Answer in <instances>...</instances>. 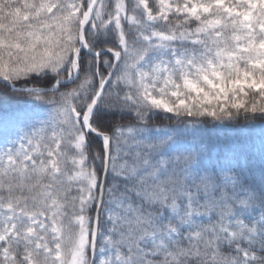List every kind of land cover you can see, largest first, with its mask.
<instances>
[{"label": "snow or ice", "instance_id": "obj_1", "mask_svg": "<svg viewBox=\"0 0 264 264\" xmlns=\"http://www.w3.org/2000/svg\"><path fill=\"white\" fill-rule=\"evenodd\" d=\"M0 101V264H264V0H0Z\"/></svg>", "mask_w": 264, "mask_h": 264}, {"label": "trees", "instance_id": "obj_2", "mask_svg": "<svg viewBox=\"0 0 264 264\" xmlns=\"http://www.w3.org/2000/svg\"><path fill=\"white\" fill-rule=\"evenodd\" d=\"M0 106H3V101H0ZM259 126V121H257V126H251V125H246L243 121L240 124H236V125H225V126H212L209 125L207 128L202 129L199 133H197V136L199 137H203L204 134H208L209 136H215L216 137V141L214 143H208L209 145H212L214 147H218L219 149L222 148L223 146H229L232 147L233 145V149L236 148V146L238 144H241L239 146H237L236 150H241L244 148H250L252 146H247L244 145L242 143V137L241 134L244 132H247V135H253L255 133V129L256 127ZM240 135L239 136V143H230L227 141V138L232 135ZM256 163H258V160L255 161Z\"/></svg>", "mask_w": 264, "mask_h": 264}, {"label": "rangeland", "instance_id": "obj_3", "mask_svg": "<svg viewBox=\"0 0 264 264\" xmlns=\"http://www.w3.org/2000/svg\"><path fill=\"white\" fill-rule=\"evenodd\" d=\"M239 136L240 135L232 134V135H230L227 138V141L230 142V143H233V142L234 143L235 142L236 143H239ZM241 137L243 138L242 139V143L244 145H246L244 143L245 138H248L249 140H251V141H253V142L256 143L255 144V147L258 149V147H259V140H260V137H261L260 127H256L255 133L253 135L250 136V135H247V132H244V133L241 134ZM202 138L205 140L206 143L207 142L208 143H214L216 141V137L214 135L213 136H209L208 134H204ZM239 145H241V144H238L237 146H239ZM233 146L231 148H233ZM237 146H236V148H237ZM247 146H251V145H247ZM225 147H229V146H223L222 148L219 149L218 147H214L212 145H209V148L214 151V154H215V151H223L225 149Z\"/></svg>", "mask_w": 264, "mask_h": 264}]
</instances>
